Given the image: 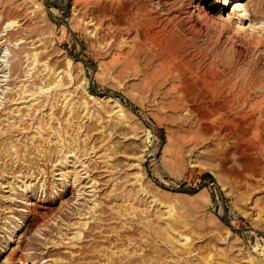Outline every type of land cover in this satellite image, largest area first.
<instances>
[{"label": "rangeland", "instance_id": "1", "mask_svg": "<svg viewBox=\"0 0 264 264\" xmlns=\"http://www.w3.org/2000/svg\"><path fill=\"white\" fill-rule=\"evenodd\" d=\"M87 1L92 6L97 0H0V45L9 33L24 47L0 120V134L5 132L0 137V264H21V258L24 264H51L60 258L62 264H108L114 253L122 256L119 250L142 246L117 241L124 232L122 221L132 228L150 225L161 239V251L178 253L164 254L161 264H264V178H251L255 185L246 181L247 174L239 179L235 174L241 166L232 149L225 151L233 141L201 129L189 107L177 106L178 95L171 90L175 80L156 77L162 63L154 58L159 49L147 44L129 65L128 55L139 43L136 33L110 49L105 37L110 26L97 28L90 22ZM223 2L162 0L151 9L170 33L184 38L176 68L196 83L217 76L226 95L249 99L240 110L260 116L264 0ZM236 6L249 12L255 32L236 30L242 10ZM188 11L202 15V31L183 29L193 18L185 15ZM231 14L233 21H226ZM8 21L18 24L14 30L7 28ZM34 59L36 70L29 77L25 70ZM17 60L6 47L0 50V66L6 70ZM24 85L26 94L18 96ZM46 85L50 87L39 90ZM64 155L69 163L60 171ZM75 155L88 171L83 184L95 189L86 190L79 209L95 202L93 220L73 216L76 209L62 210L60 202L52 201L59 195L55 188L60 189L62 174L79 167L74 166ZM26 185L35 191L28 205L22 200ZM43 190L45 201L40 202ZM60 215L63 219L48 230L36 232L46 219ZM86 221L83 240L73 241ZM170 223L176 225L175 233L163 236ZM182 235L191 240L189 252L181 247ZM169 236L180 242L173 246ZM49 240L64 243L54 247L47 245ZM83 248L89 252L86 257Z\"/></svg>", "mask_w": 264, "mask_h": 264}, {"label": "bare ground", "instance_id": "2", "mask_svg": "<svg viewBox=\"0 0 264 264\" xmlns=\"http://www.w3.org/2000/svg\"><path fill=\"white\" fill-rule=\"evenodd\" d=\"M156 1L162 0H97L92 6L89 4L91 3V1H87V3H89L86 5H90V8H92L93 10H91L89 20L93 23L96 22L95 26L97 28H106V25L109 24L110 29L105 32V37H108L107 47H109L110 49H114L123 39L129 41L132 33H136L139 43H135V45L132 47V54L128 55L129 58H127V63L129 65L134 64V60L136 58H134L133 56H138L141 53L143 54L142 51L144 50L145 46V48H147V44L151 43L152 46L154 44L159 49V51L157 49L158 52H154V58L158 57V60L162 61L160 70L158 71V73H156V77H163L165 79L173 78L175 80L174 86L171 90L178 95V101H176L177 106H187V108L189 107L193 117L197 120V122H199L200 128L203 127L209 132L213 131L222 139L232 140L233 144H230V146L227 147L225 151L227 152L232 149L233 153L231 154H234L236 156V160L241 166V171H237L235 175H237V177L242 180V178H244L247 174L250 176V179L246 181H248L250 185L257 184L255 183L256 181H252L251 178H264V114L260 113L261 115L257 116V113L247 114L242 110V108L240 110L241 106L245 107L249 103V99L243 97L233 98L226 95V93L224 92V88L221 87L223 86V83L219 82L220 80L217 76H210L211 78L207 77L209 79L204 77L205 79L203 80V82L200 83L198 81L199 83H196V78L192 79L185 73L181 72L180 69L176 68V63L180 62V56L182 55L183 49L185 48L184 38L182 39V37L178 36L177 34L170 33V31H168L167 29V25L164 26V22L158 21L159 15L157 16L156 13L151 9V7L155 5L154 2ZM229 1L230 0H224L223 5L226 6ZM90 8L88 7V10ZM237 8H240L242 10L239 11V22L236 24V30L238 32H248L249 30L255 32L257 25L251 21L249 12L243 6H236L235 9ZM238 10L239 9H237V11ZM185 15H193V18H189L187 24H182L183 29L186 32L198 33L203 30V25L201 23L202 15L200 13H198L197 16L194 17L195 13L188 11L185 13ZM233 16L235 15H229L226 21L232 22ZM16 25H18L16 22L8 21L6 23L7 28H13V30L16 28ZM5 39H7V41L4 45H0V50L6 47V50L13 55V58L18 60L11 65L9 70H6L7 66L4 67L3 64L0 66V73L4 74L0 76V85L7 82V84L0 86V120L1 111L3 110L2 107L8 97L11 98V92H13V89L9 87L11 86L10 79L13 78L21 70V61L23 59L21 58V56L22 51L24 50V47L21 44L19 45V42H21L22 40H11L12 34L8 33L6 38H3V40ZM9 43L13 45V47L10 48V46L8 45ZM16 46H18L19 48L16 49ZM187 63L188 62H186V64ZM36 64L37 60L34 59L30 65L33 67L29 70H25V73L28 74L29 77L31 76L30 71L36 70V67H34L36 66ZM44 68L47 69L48 65L44 64ZM8 75L10 76L8 77ZM33 77L34 75H32L30 79H32ZM59 77L60 75H58L56 78V83L58 84H60ZM152 80H155V76ZM219 83H221L220 86ZM46 87L50 86L46 85L45 87L39 88V90ZM24 89H26L25 85L22 87V91H20V93H18L17 95L23 96L24 94H26V91ZM10 128L16 129L15 125L10 126ZM4 133L2 132L0 134V137L3 136ZM226 152L223 153V161H225L228 157V153ZM79 159L80 158H78L77 155L73 156L74 166H76L77 164L80 165L74 172H66L62 174V182L59 186L60 189L55 188L59 195L57 194V198L54 197L52 201L60 202L62 210H64L65 208L68 209L69 207L76 209L78 212L76 214L74 213L73 216H79V218L83 220H93V218H96L95 213L98 210V207L95 206V202L91 204H88L87 202V207H85L83 212L79 209L80 199L87 195L86 190H93L88 192V194L95 192L93 186L86 187L83 184L84 182H82L83 178L88 175V171L85 164L82 163ZM236 160L235 162H237ZM59 161L61 162L57 166L60 171H64L66 169L65 166H67L69 163L68 156L64 155L63 158H61ZM82 168L85 169L82 170ZM83 172L85 173L82 174ZM86 179H89V176L86 177ZM22 188H24V196L22 199L23 203L25 205H28V202L32 198V194L35 191L32 189L30 191L27 185L23 186ZM43 195L44 190L41 196H38L40 202L45 201ZM87 216H89V218ZM174 216L175 214L173 213V210L170 209L168 212L169 219H173ZM122 217L124 216L120 215L118 217L119 220H122ZM58 219L63 218L60 215L55 216V218L52 220L46 219V222H44L36 232L38 234H41L44 229L45 231L48 230L49 227H52ZM62 221L65 222L64 220ZM88 224L89 223L86 221L83 224V227L85 228L84 231L73 235V241L83 240L82 237L84 236V232L87 230L86 227L88 226ZM121 225L124 232L122 236L118 235L117 241L123 242L126 240L127 242H131L134 245L140 243L142 244V246H140L139 250H137L136 247V250L134 249L132 252L130 251V249L119 250V253H121L122 256L114 253L108 260V264H161V261L164 260V254H171L173 257L176 256V252L174 253V249H170L171 251H166V253L161 251V248L158 245L161 239L154 236V232L152 230L153 228L150 225L147 227L145 226V228L142 229L140 227H129L126 223H123V221ZM173 226L176 227V225L170 223V225L167 226L168 228H165L166 230L163 229V236L164 234L175 233V229L173 228ZM67 227L71 228L70 225ZM42 235L46 236V232H44ZM60 236L62 235L60 234ZM169 237V239H167L171 244H173V246L180 242V240L176 241L174 238H171V236ZM180 238H182L185 242V244L181 246L182 249L185 248V252H189L191 240L183 235ZM64 240H60L57 243L53 240H49L47 245L53 244V246L56 247V245L58 244H63ZM143 245L145 249H149H144L145 251L141 250V247H143ZM139 251L141 253L140 255L138 254ZM81 252V255L85 257L89 253L85 248H83ZM180 253H182V251ZM185 255L188 256V254ZM157 259H159L160 261L156 262ZM20 260V263L24 264V259L21 258ZM62 262L63 260L62 258H60L57 259V261H53L51 264H62ZM67 264H74V262L70 261Z\"/></svg>", "mask_w": 264, "mask_h": 264}]
</instances>
